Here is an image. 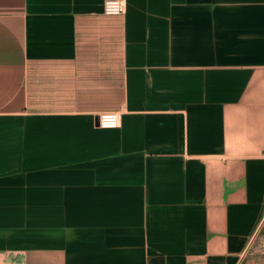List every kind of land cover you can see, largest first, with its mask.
I'll return each mask as SVG.
<instances>
[{
	"label": "crops",
	"instance_id": "1",
	"mask_svg": "<svg viewBox=\"0 0 264 264\" xmlns=\"http://www.w3.org/2000/svg\"><path fill=\"white\" fill-rule=\"evenodd\" d=\"M125 1L0 0V264H238L262 223L264 0Z\"/></svg>",
	"mask_w": 264,
	"mask_h": 264
},
{
	"label": "rangeland",
	"instance_id": "2",
	"mask_svg": "<svg viewBox=\"0 0 264 264\" xmlns=\"http://www.w3.org/2000/svg\"><path fill=\"white\" fill-rule=\"evenodd\" d=\"M238 264H264V217Z\"/></svg>",
	"mask_w": 264,
	"mask_h": 264
},
{
	"label": "built area",
	"instance_id": "3",
	"mask_svg": "<svg viewBox=\"0 0 264 264\" xmlns=\"http://www.w3.org/2000/svg\"><path fill=\"white\" fill-rule=\"evenodd\" d=\"M127 4L125 0H105L104 11L108 14L125 13ZM99 124L104 127H116L120 124L119 111L102 112L98 116Z\"/></svg>",
	"mask_w": 264,
	"mask_h": 264
},
{
	"label": "water",
	"instance_id": "4",
	"mask_svg": "<svg viewBox=\"0 0 264 264\" xmlns=\"http://www.w3.org/2000/svg\"><path fill=\"white\" fill-rule=\"evenodd\" d=\"M96 119H97V123H98V122H99V121H98V116H97V118H96Z\"/></svg>",
	"mask_w": 264,
	"mask_h": 264
}]
</instances>
